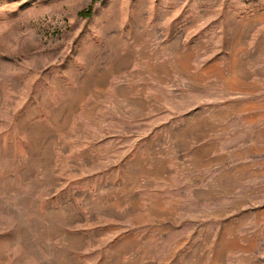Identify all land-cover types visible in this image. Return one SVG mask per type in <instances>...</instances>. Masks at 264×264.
<instances>
[{"label": "rangeland", "instance_id": "rangeland-1", "mask_svg": "<svg viewBox=\"0 0 264 264\" xmlns=\"http://www.w3.org/2000/svg\"><path fill=\"white\" fill-rule=\"evenodd\" d=\"M0 264H264V0H0Z\"/></svg>", "mask_w": 264, "mask_h": 264}]
</instances>
